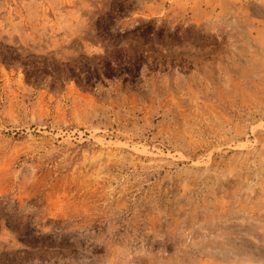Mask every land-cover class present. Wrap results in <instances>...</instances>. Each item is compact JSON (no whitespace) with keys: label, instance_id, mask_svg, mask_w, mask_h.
<instances>
[{"label":"rangeland","instance_id":"1","mask_svg":"<svg viewBox=\"0 0 264 264\" xmlns=\"http://www.w3.org/2000/svg\"><path fill=\"white\" fill-rule=\"evenodd\" d=\"M0 264H264V0H0Z\"/></svg>","mask_w":264,"mask_h":264}]
</instances>
